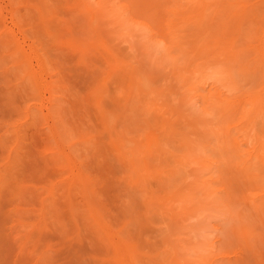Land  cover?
I'll return each instance as SVG.
<instances>
[{
	"label": "rangeland",
	"instance_id": "obj_1",
	"mask_svg": "<svg viewBox=\"0 0 264 264\" xmlns=\"http://www.w3.org/2000/svg\"><path fill=\"white\" fill-rule=\"evenodd\" d=\"M0 27V264H264V0H0Z\"/></svg>",
	"mask_w": 264,
	"mask_h": 264
},
{
	"label": "bare ground",
	"instance_id": "obj_2",
	"mask_svg": "<svg viewBox=\"0 0 264 264\" xmlns=\"http://www.w3.org/2000/svg\"><path fill=\"white\" fill-rule=\"evenodd\" d=\"M110 1H111V0H110ZM147 1H148V0H147ZM199 1H200V0H199ZM202 2H203V1H202ZM152 4H153V3H152ZM152 4H151V6H152ZM230 4H231V3H230ZM115 5H116V4H115ZM140 5H141V3H140ZM87 6H88V5H87ZM207 6H208V5H207ZM207 6H206V7H207ZM120 7H121V6H120ZM124 7H125V6H124ZM147 7L150 8V5L147 6ZM247 8H248V7H247ZM247 8H246V10H247V12H248V9H247ZM100 9H101V8H100ZM124 9H125V8H124ZM117 10H118V9H117ZM207 10H208V9H207ZM244 10H245V9H244ZM246 10H245V11H246ZM144 11H145V10H144ZM251 12H252V11H251ZM254 12H255V11H254ZM142 14H143V13H142ZM158 14H159V13H158ZM233 14H234V13H233ZM237 14H238L237 17L239 18V17L241 16V14H239V13H237ZM255 14H256V13H255ZM239 15H240V16H239ZM245 15H247V13H246ZM247 16H248V15H247ZM250 16H251V15H250ZM17 17H18V16H17ZM17 17H16V18H17ZM118 17H119V16H118ZM121 17H122V16H121ZM96 18H97V17H96ZM1 19H2V17H1ZM17 19H18V18H17ZM108 19H109V18H108ZM241 19H243V18L240 17L239 20H241ZM255 19H256V18H255ZM244 20H245V19H244ZM244 20H241L242 23H243ZM248 20H249V19H248ZM185 21H186V20H185ZM235 21H237V20H235ZM235 21H234V22H235ZM125 22H126V21H125ZM128 22H129V21H128ZM204 22H206V21L204 20ZM246 22H247V21H246ZM246 22H245V24H246ZM165 23H166V22H165ZM247 23H248V22H247ZM259 23H260V22H259ZM239 24H240V23H238V25H239ZM14 25H15V24H14ZM202 25H203V24H202ZM92 26H93V25H92ZM145 26H146V25H145ZM239 26L242 27V24L239 25ZM106 27H107V26H106ZM127 27H128V26H127ZM174 27H175V26H174ZM203 27H205V26H203ZM233 27H234V26H233ZM0 28H1V27H0ZM5 28H6V27H5ZM22 28H23V27H22ZM200 28H201V26H200ZM207 28H208V27H207ZM239 29H240V27H239ZM251 29H252V28H251ZM251 29H250V30H251ZM4 30H6V29H4ZM242 30H243V29H242ZM257 30L259 31V29H257ZM2 31H3V30H2ZM152 31H154V30H152ZM240 31H241V30H240ZM240 31H237V32H240ZM253 31H254V30H253ZM5 32H6V31H5ZM256 32H257V31H256ZM1 33H2V32H1ZM6 33H7V32H6ZM8 33L10 34L9 31H8ZM8 33H7V34L4 33L5 36L8 35ZM152 33H153V32H152ZM154 33H155V31H154ZM246 33H247V32H246ZM257 33H258V32H257ZM157 34H158V33H157ZM233 34H234V33H233ZM237 34H239V33H237ZM240 34H241V33H240ZM251 34H252V33H251ZM3 36H4V35H3ZM153 36H155V35H153ZM250 36H251V35H250ZM10 37H11V36H10ZM10 37L7 36L6 38H10ZM6 38H5V39H6ZM12 38H13V37H12ZM223 38H224V37H223ZM235 38H236V37H235ZM2 39H4V38H1L0 40H2ZM206 39H207V38H206ZM231 39H232V38H231ZM10 40H11V39H10ZM10 40L7 39L5 42L8 41L7 44L10 45V44H11V43H9ZM166 40H167V39H166ZM137 41H138V40H137ZM217 41H218V39H217ZM217 41H216V42H217ZM235 41H237V40H235ZM245 41H246V40H245ZM10 42H11V41H10ZM12 42H13V40H12ZM135 42H136V41H135ZM220 42H221V41H220ZM230 42H231V41H230ZM237 42H238V41H237ZM13 43H14V42H13ZM13 43H12V44H13ZM102 43H103V42H102ZM231 43H232V42H231ZM235 43H236V42H235ZM263 43H264V42H263ZM15 44H16V42H15ZM218 44H219V42H218ZM233 44H234V43H233ZM1 46H2V45H1ZM10 46L13 47V45H10ZM15 46H16V45H14V47H15ZM262 46H264V45H262ZM7 47H9V46H7ZM11 47H10V49H11ZM157 48H158V47H157ZM203 48H204V46H203ZM218 48H219V46H218ZM12 49H13V48H12ZM15 49H17V48H15ZM167 49H168V48H167ZM219 49H220V48H219ZM254 49H255V48H254ZM13 50H14V49H13ZM239 50H240V49H239ZM260 50H261V51H260L259 55L262 56V59H261V60L264 62V56H263V54H261L264 50H263V48L260 49ZM11 51H12V50H11ZM201 51H202V50H201ZM244 51H245V50H244ZM157 52H158V51H157ZM238 52H239V51H238ZM258 52H259V50H258ZM163 53H164V52H163ZM241 53H242V50H241ZM263 53H264V52H263ZM15 54H16V52H15ZM19 54H20V53H19ZM19 54H18V55H19ZM255 54H257V53H255ZM12 55H13V54H12ZM235 55H237V53H236ZM13 56H14V55H13ZM16 56H17V55H16ZM239 57H240V56L238 55L237 58H239ZM241 57H242V56H241ZM15 59H16V58H15ZM169 59H170V58H169ZM169 59H168V60H169ZM10 60H11V59H10ZM165 60H166V59H165ZM237 60H239V59H237ZM36 62H37V61H36ZM167 62H168V61H166V63H167ZM236 62H237V61H236ZM156 64H157V63H156ZM263 64H264V63H263ZM163 65H164V64H163ZM258 65H259V64H258ZM22 66H23V65H22ZM12 68H13V67H12ZM167 68H168V67H167ZM16 72H17V71H16ZM240 72H241V71H240ZM137 73H138V72H137ZM50 75H51V74H50ZM10 76H11V75H10ZM50 77H51V76H50ZM37 78H38V77H37ZM136 79H137V78H136ZM34 80H35V79H34ZM135 81H136V80H135ZM230 81H231V80H230ZM54 82H55V81H54ZM14 83H15V82H14ZM144 84H145V83H144ZM46 89H47V88H46ZM37 91H38V90H37ZM255 96H257V97H253V98H251V100L253 99L252 101H251L250 99H249V100H250L251 104H253L252 102L255 101V102H254L255 105L257 104V106H259L262 102H261V103H260V102L257 103V102H258L259 95L257 94V95H255ZM95 97H96V96H95ZM38 98H39V97H38ZM97 98H98V97H97ZM30 99H31V98H30ZM55 99H56V98H55ZM261 99L263 100V98H261ZM259 101H260V98H259ZM263 101H264V100H263ZM215 104H216V103H215ZM255 105H253V107H254ZM255 107H256V106H255ZM259 107H260V106H259ZM28 108H29V107H28ZM28 108H27V109H28ZM260 109H261V108H260ZM32 110H33V109H32ZM246 110H247V109H246ZM256 110H258V109L256 108ZM59 111H60V110H59ZM253 111H255V110H253ZM258 111H259V110H258ZM258 111H257L256 114L259 113ZM243 112H244V111H243ZM261 112H262V109H261ZM247 113H250V111L247 112ZM251 113H252V112H251ZM251 113H250L249 115L252 116L253 114H251ZM254 113H255V112H254ZM263 113H264V111H263ZM33 114H34V113H33ZM59 115H60V114H59ZM246 115H247V114H246ZM258 116H260V115H258ZM263 116H264V115H263ZM226 120H227V119H226ZM228 121H229V120H228ZM16 122H17V121H16ZM224 122H225V121H224ZM229 122H230V121H229ZM229 124H231V123H229ZM16 130H17V129H16ZM82 137H83V136H82ZM150 137H152V136H150ZM150 139H151V138H150ZM153 139H154V138H153ZM155 140H156V138H155ZM155 140H152V143H151V141L149 140V141H150V144H153V142H154ZM88 143H89V142H88ZM226 143H227V142H226ZM233 143H234V141H232V144H233ZM83 144H84V143H83ZM147 144H148V143H147ZM155 145H156V143H155ZM233 145H235V144H233ZM151 146H154V145H151ZM157 147H158V146H157ZM157 147H156V148H157ZM135 149H136V148H135ZM62 153H63V152H62ZM237 153H238V152H237ZM134 154H135V153H134ZM135 156H136V155H135ZM235 156H236V155H235ZM148 157H149V156H148ZM236 157H237V156H236ZM134 158H135V157H134ZM150 158H151V157H150ZM8 159H9V158H8ZM196 160H197V159H196ZM142 162H143V161H142ZM193 162H194V161H193ZM209 162H210V161H209ZM137 168H138V167H137ZM261 174H262V173H261ZM259 177H260V176H259ZM88 183H89V182H88ZM203 183H204V182H203ZM206 186H208V185H206ZM198 187H199V186H198ZM210 188H211V187H210ZM212 189H213V188H212ZM198 192H199V191H198ZM193 193H194V192H193ZM211 193H212V192H211ZM189 194H190V193H189ZM208 194H210V193H208ZM214 195H215V194H214ZM204 197H205V196H204ZM197 199H198V198H197ZM213 199H214V198H213ZM188 201H189V200H188ZM191 201H192V200H191ZM195 203H196V202H195ZM213 204H214V203H213ZM257 208H258V207H257ZM186 213H187V212H186ZM244 219H245V218H244ZM230 228H231V227H230ZM230 228H229V229H230ZM245 229H246V228H245ZM227 232H228V231H227ZM232 233H233V232H232ZM231 239H232V238H231Z\"/></svg>",
	"mask_w": 264,
	"mask_h": 264
}]
</instances>
